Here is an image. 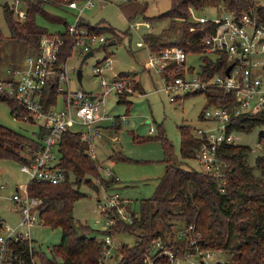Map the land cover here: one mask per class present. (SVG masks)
<instances>
[{
  "label": "built area",
  "instance_id": "obj_1",
  "mask_svg": "<svg viewBox=\"0 0 264 264\" xmlns=\"http://www.w3.org/2000/svg\"><path fill=\"white\" fill-rule=\"evenodd\" d=\"M46 2L53 0H43ZM61 5L73 11V22L67 24L63 33L42 34L38 53L26 57L23 68L8 71L0 77V98L16 100L23 114L12 110L14 120L31 121L44 130L40 139L41 149L26 152L20 171L27 175L29 182L23 191L19 186L7 192L8 185L0 181V204L8 203L19 215L16 227L4 223L0 211V264H42L38 252L41 249L30 234L34 224L43 225L39 217L40 200L28 193L30 182L60 184L65 180V171L58 166V143L65 132L80 135L85 154L93 159L96 149L95 140L107 127L123 126L127 118L113 116L106 108V101L112 95H131L136 92L134 82L125 76L107 77L111 69V59L104 58L103 64L93 66V74L98 78L99 91L84 92L71 88V75L67 60L76 49L80 56L102 47L106 38L103 34L92 33L83 22L82 15L88 7L103 0H58ZM249 8L236 14L226 10V16L215 19L213 31L202 35L201 65L199 71L185 63L189 54L181 47L150 50L146 61L148 69H157L163 80L161 87L171 102H181L187 95H207L220 90L221 103L207 102L202 108L199 119L201 127L193 128L192 134L199 141L193 158L200 165V172L209 175L218 193L226 194L229 167L224 151L228 146L240 143V135L248 132V121L264 115V25L257 19L256 8L264 6V0H248ZM10 7L18 19L25 12L18 10L21 0H10ZM192 29V28H190ZM67 44L66 55L60 60L61 49ZM205 58L215 65L222 61V71L206 75L203 66ZM226 75L225 70L231 66ZM77 70V69H76ZM76 74V71H75ZM76 81H77V75ZM78 82V81H77ZM80 83V82H79ZM53 87L56 95L54 102L43 108V97L49 98L46 89ZM207 101V100H206ZM245 146V145H244ZM259 147L260 144L258 143ZM106 179L119 181L110 167H99ZM131 201L122 198L117 192H108L97 199V207L104 219L101 228L103 251L99 264L112 259L115 242L114 234L107 233L118 220L130 222L133 213ZM175 246L158 237L145 247L144 264H215L216 250L212 246H201V236L193 225L183 227L174 235ZM121 244V241H119ZM118 243V245H119ZM117 245V247H118Z\"/></svg>",
  "mask_w": 264,
  "mask_h": 264
},
{
  "label": "trees",
  "instance_id": "obj_2",
  "mask_svg": "<svg viewBox=\"0 0 264 264\" xmlns=\"http://www.w3.org/2000/svg\"><path fill=\"white\" fill-rule=\"evenodd\" d=\"M170 7L163 13L148 18L151 20H169V27L160 34L147 33L143 41L148 48L156 50L164 45L162 38L166 37L169 44L185 49L188 53H198L202 50V35L213 31L217 21L210 19L193 22L190 20L193 9L202 8L205 0H170ZM25 5V17L18 19L14 16L10 5L3 4L4 19L10 30V37L16 42L25 45L29 52L38 53L42 34H50L45 26L40 25L37 18L47 17L46 6H54L58 0H21ZM61 4V3H60ZM225 10H232L241 14L250 7L248 0H222ZM257 19L264 25V6L256 8ZM176 21H179L178 35L168 39L174 30ZM92 33L102 34L104 31L114 33L113 28L100 25H86ZM192 28V29H190ZM163 32V34H162ZM164 33L166 36H164ZM115 34V33H114ZM2 39L0 32V40ZM67 44L62 47L60 60L66 55ZM203 66L206 75L222 71V61L215 65L208 58ZM122 75H126L121 73ZM128 77V76H125ZM133 80V79H132ZM134 89L137 90L136 82ZM49 98L43 97V108L55 101L53 87L46 89ZM220 90L211 91L206 95V103H221ZM123 95V94H122ZM120 102H127L123 96ZM127 98V95H126ZM0 101L12 110L22 109L16 100L0 98ZM31 123H33L31 121ZM247 131L264 124V115L249 120ZM34 124V123H33ZM193 128L189 125L179 127L180 157L193 158V153L199 141L192 134ZM38 137L34 138L9 129L0 124V160L6 159L19 164L25 161L26 152H35L41 149L40 139L44 130L37 129ZM163 149L164 171L159 178L151 197L141 199L139 213L130 222L118 220L116 225L108 230L109 234H130L135 238L133 244L121 243L119 259L115 264H144L142 262L144 249L160 237L158 225L162 222L171 225L169 221H182L184 227L194 226L201 239V246H212L225 250L228 254L215 264H264V154L257 155L250 165L248 146L236 144L226 147L224 156L228 162V182L226 194H219L212 178L206 173L194 169H185L173 163V146L168 142L163 132L157 136ZM258 143L264 149V131L257 135ZM58 166L65 171V180L60 184L30 182L28 193L40 200L38 209L43 225L59 228L60 242L50 249V256L38 252L42 264H99L103 251L102 235L104 231L93 229L90 225L77 220L73 214L74 203L84 197L80 185H87L97 191L92 180L100 179L104 188L109 187L114 179L107 180L101 176L96 161L85 154L86 145L76 132H65L58 143ZM111 157L124 161L118 153ZM131 207V206H130ZM169 223V224H168ZM162 238V237H161ZM169 246L176 242L167 241Z\"/></svg>",
  "mask_w": 264,
  "mask_h": 264
},
{
  "label": "rangeland",
  "instance_id": "obj_3",
  "mask_svg": "<svg viewBox=\"0 0 264 264\" xmlns=\"http://www.w3.org/2000/svg\"><path fill=\"white\" fill-rule=\"evenodd\" d=\"M6 3L9 5L11 2L10 0H0V32L2 36L0 40V77H5L12 69L22 68L26 57L31 54L25 45L10 37V30L3 15V4ZM170 4V0H103V2L88 7L83 13L84 18L89 20L92 25H101L106 22L107 26L110 25L113 28L116 35L110 31L102 32L107 39L105 44L95 48L94 54L85 61H82L83 56H80L76 49H73V53L67 60L73 90L99 91V81L93 74V66L97 62L103 64L106 56L111 59V69H107L105 72L107 77L111 78L123 73L126 75L122 76H128L137 84L134 94L127 95V98L125 94L122 95L127 102L121 103L119 96L116 95L107 99L106 108L109 112L116 117L125 115L128 122L120 130L103 129L95 140L96 149L94 152V159L99 162L97 165L104 168L110 167L113 174L120 180L117 181L114 189H109L108 192H117L122 198L129 199L131 201L130 211L135 215L139 213L138 204L141 199L152 196L159 178L163 175V149L157 138L160 131L173 146L174 164L187 170L200 171L201 169L195 158L180 157L179 127L182 125H189L191 128L202 126L199 114L206 105V95L204 93L190 94L181 102H171L167 93L161 89L163 80L159 71L155 68L148 69L146 64L149 57L148 51L151 49L145 46L144 35L147 33L160 34L170 25L168 19L150 21L148 18L165 12ZM54 6L57 7L46 6L45 8L49 20L37 18L39 24L48 28L50 32L64 29L63 23H57L59 20L56 15L60 16L59 19L62 21L66 19L68 23L73 22V16L71 17L66 12L68 10L64 9L60 3ZM17 8L19 11L25 12V5L22 3H19ZM14 16L17 17L15 13ZM224 16H226V10L222 0H205L202 8L191 11L190 20L199 22L203 19H222ZM52 19L56 20L55 23ZM178 25L179 21H176L175 28L170 32L168 39L178 35ZM164 36H166L165 33ZM111 40H115V43H109ZM162 41L165 43L159 48L160 50L176 46L169 44L166 37H163ZM185 63L188 67L194 68L195 72L199 71L202 63L200 54L189 53ZM78 68L82 69V85L76 81L75 71ZM0 124L28 137H38L37 126L30 122L14 120L10 107L5 101H0ZM260 131H264V124L240 135V143L251 148L248 154L250 165L257 155L264 154V149L257 146V135ZM113 153H118L127 159L119 161L111 157ZM101 173H103L102 170ZM0 181L8 185L7 192L12 191L14 186H19V191L22 192L28 184L29 178L20 171L19 163L1 159ZM93 183L97 191L85 184L80 185L81 191L86 195L74 203L73 214L77 220L90 225L93 229L101 230L104 219L99 213L97 199L105 197L106 191L101 188L103 185L100 179L94 178ZM0 211L4 223L16 227L19 215L14 212L13 206L6 202L1 203ZM169 223L171 225H165L162 222L158 225L160 237L165 241L174 239L176 232L184 227L182 221H177V224L174 225H172L174 221H169ZM30 236L37 242L46 257L50 256V249L61 241L59 228L38 223L34 224ZM112 239L115 242L112 249L114 256L111 260H105L103 264H115L118 261L120 257L118 249L121 245L119 241L124 244H133L135 241L132 235L122 233L114 234ZM215 254L218 261L228 257L225 250H216Z\"/></svg>",
  "mask_w": 264,
  "mask_h": 264
},
{
  "label": "crops",
  "instance_id": "obj_4",
  "mask_svg": "<svg viewBox=\"0 0 264 264\" xmlns=\"http://www.w3.org/2000/svg\"><path fill=\"white\" fill-rule=\"evenodd\" d=\"M105 1H107V0H105ZM48 6H51V5H48ZM51 7H54V8H56L55 6H51ZM53 8V9H54ZM59 8V7H58ZM61 8H63V7H61ZM64 9H66V8H64ZM66 10H68V9H66ZM71 17L73 16V11H71V10H68V11H66ZM59 17L60 16H58V15H56V18L59 20V21H57V23H63L64 24V29H62V30H57V31H54V32H50V30L47 28V30H48V32H50V34H57V33H63L64 31H65V29H66V26H67V24H69L68 22H67V20L66 19H64L63 21L61 20V19H59ZM82 18H83V22L86 24V25H88V24H90V25H92L91 24V22L89 21V20H87L86 18H84V16L82 15ZM49 20V19H48ZM52 21L55 23V19H52ZM56 23V24H57ZM94 25H98V24H94ZM101 27H104V26H107V24H106V22L105 23H102L101 25H100ZM109 27H110V25H109ZM111 28V27H110ZM114 35H116V34H114ZM112 43H115V40H113V42ZM145 46H146V44H145ZM25 66V62H24V64H23V67ZM22 67V68H23ZM81 79H82V77H81ZM78 81V80H77ZM93 92H95V91H93ZM199 116H200V114H199ZM128 122V121H127ZM127 124V123H126ZM126 124H124V125H126ZM123 125V126H124ZM123 126H119V125H117V126H115V127H113V129H115V130H120ZM107 128H110V127H107ZM93 160H95L94 159V157H93ZM96 162H97V164H99V162L97 161V160H95ZM113 162V161H112ZM100 167V166H99ZM100 169V168H99ZM100 173H101V169H100ZM101 176H103V174L101 173ZM111 179H113V178H109V179H107L108 181L109 180H111ZM120 181V180H119ZM115 185H117V181H115V180H113V182H111L110 183V185H109V187H106V188H104L103 186L101 187L104 191H106V193L108 192V190L109 189H114L113 187L115 186ZM27 186V185H26ZM29 186V185H28Z\"/></svg>",
  "mask_w": 264,
  "mask_h": 264
},
{
  "label": "water",
  "instance_id": "obj_5",
  "mask_svg": "<svg viewBox=\"0 0 264 264\" xmlns=\"http://www.w3.org/2000/svg\"><path fill=\"white\" fill-rule=\"evenodd\" d=\"M113 40L109 41V43H112ZM93 55V52L92 51H89V53H87L86 55L83 56L82 58V61H85L89 56ZM232 65L229 66L226 70H225V73L226 75H228L230 69H231ZM76 75H77V80L78 82H80V84L82 85V82H81V77H82V69L81 68H78L76 70Z\"/></svg>",
  "mask_w": 264,
  "mask_h": 264
}]
</instances>
